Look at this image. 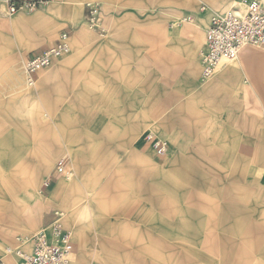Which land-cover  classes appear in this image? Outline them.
I'll return each instance as SVG.
<instances>
[{"label":"rangeland","instance_id":"obj_1","mask_svg":"<svg viewBox=\"0 0 264 264\" xmlns=\"http://www.w3.org/2000/svg\"><path fill=\"white\" fill-rule=\"evenodd\" d=\"M98 1L105 7L104 33L89 30L82 19V48L102 50L98 59L118 70L127 60L126 50L144 43V34L161 38L168 32L204 34L196 23H173L171 19L195 14L202 4L212 8L209 0ZM220 1L227 9L228 2ZM20 14L1 16L13 20ZM9 34L0 25V135L11 132L25 144L24 150L0 154V255L7 246L32 237L51 223L56 211L64 212L61 195L70 181L57 179L58 184L42 197L37 190L42 189L46 178L54 176L59 158L66 156L75 174L92 185L97 183L96 190L101 191L106 205L104 216H93L98 226L94 220L78 221V228L85 234L73 233L74 264H264V116H256V127L251 125L250 116H240L241 145L256 146V166L249 168L248 161L242 159L240 168L209 170L224 176L223 184L217 183L216 177H208L207 169L202 168L205 161L197 154H193L197 157L194 162L172 166L169 155L157 157L142 139L148 128L158 133L161 128L177 135L176 143L185 144L191 151L193 147L200 150L207 145L201 138L206 132L201 128V116H153V98L144 95L128 98L126 116H73L78 104L88 108L106 101L113 103L112 108H119L120 90L64 88L66 76H50L49 68L39 71L37 83L46 86L51 80L52 88L29 102L22 97L36 83L27 88L24 80L15 84L10 77L15 61L25 79L27 55H13L17 53L15 38ZM29 38L35 47L37 37ZM247 48L264 53V45ZM242 53L235 61L224 60L218 72L224 65H237ZM75 80L69 79L67 84L73 85ZM48 92L54 94L52 98ZM136 102L138 110L131 107ZM257 103L264 107V96ZM229 139L225 137L222 146H227ZM45 156L50 161L43 168L41 157ZM169 164L168 176L156 174L154 166ZM27 189L36 195L38 209L23 202ZM64 224L72 231L67 222ZM77 235L83 238V244H78Z\"/></svg>","mask_w":264,"mask_h":264},{"label":"crops","instance_id":"obj_2","mask_svg":"<svg viewBox=\"0 0 264 264\" xmlns=\"http://www.w3.org/2000/svg\"><path fill=\"white\" fill-rule=\"evenodd\" d=\"M225 1L228 2L229 8L231 3L228 0ZM89 2H97L101 6L100 28L93 31L104 33L102 15L105 7L104 3L98 0H52L49 6L38 9L30 16L24 17L20 14L24 12L17 13L20 15L13 20H6L7 18L1 16L8 15L5 8L0 5V25L8 30L11 39L15 38L14 45L17 53L15 52L13 55H27L24 61L25 65L26 61L34 54L55 45L61 32L67 31L70 52L56 59L48 67L50 70L52 69L49 73L50 76L58 74L66 76L64 88L119 89L122 98L119 108H112L113 103L106 101L104 104L103 102L92 103L88 108L78 104L79 107L72 112L73 116H116L118 114L126 116L130 106L128 101L130 96H151L153 98V116H201V122H203L201 128L206 129L201 138L207 145L200 146V150L193 147L192 151L185 144L176 143L177 135L168 133L166 129L158 130L166 139L152 128L143 132L142 139L145 142L148 132H153L157 137L168 142L169 156H167L171 158L172 166L181 167L188 161V163L194 162L197 157H194L193 154H197L199 159L205 161L202 168L207 169L208 177H216V182L222 184L224 176L219 177L218 173L215 175L209 170L240 168L242 159L248 161L249 168L256 166V158L253 156L258 152L256 146L241 145L240 116H250L249 121L254 127H256V116H264V107H258L257 103L258 100L262 102L264 96V53L247 48L242 51L243 53L241 52L242 57L240 60L238 59L237 65H224L223 69L220 72L217 70L213 77L209 79L203 77L202 54L206 45L205 31L212 14L224 11L212 9H225V4L222 1L209 0L212 10L207 4H202L208 7V11L201 12V5L199 12L186 15L195 16L196 19L192 23H185L190 25L196 23L195 26L199 25L204 34L200 32H168L163 34L162 38L157 34H144L142 45L137 44L136 49L128 48L126 50L124 56L127 60L121 64L119 70L110 68L104 64L103 60L98 59L102 56V50L82 48L84 31L80 29L79 24L81 25L82 19L85 20V5ZM81 4L82 6H80ZM182 18L183 15H180L173 17L171 21L182 23ZM59 31L61 32L59 33ZM33 35L37 37L35 47L32 46V41L29 38ZM65 57L67 58L63 59ZM254 57L256 59L263 58V60L257 59L256 61L253 60ZM260 61L263 62L259 63ZM18 68V65L13 61L9 71L10 77L15 84H20L24 80V86L29 88L26 76L23 79ZM38 73L35 76L36 86L25 93L26 97H22L27 98L29 102L41 97L42 94L44 95L45 89L49 91V88H52L51 80L46 81V86H41L40 82L37 83ZM72 78L76 79V83L67 84ZM130 90L133 91L130 92ZM48 94L51 98L54 95L51 92ZM94 94L97 96V93ZM131 105L136 109L139 108L138 102ZM59 109L60 107L57 110ZM60 114L68 116L67 112ZM5 134L0 135V154L5 155L12 149L13 151L24 150L25 143L15 139L11 132ZM186 137L187 135L184 134L185 142ZM225 137H230V139L227 146H222ZM126 145L128 146V144ZM70 153L73 154V152ZM155 155L159 157L156 153ZM41 159L43 168H46L50 161L49 158L45 156ZM170 164L160 168L154 166L156 174L162 177L168 176ZM58 181H54L50 192L58 184ZM68 181L70 182L65 185L61 195V199L65 201L63 212L65 218L63 220L71 226L72 235L75 233L83 237L82 234L85 233L78 228V221L94 220L98 226V219H93V216L98 215V218L104 216L106 205L103 202L101 191L97 192L96 190L97 183L92 185L87 178L75 173ZM41 190L38 189L37 194L42 197ZM31 193L32 189L24 190L23 202L30 207L37 208L38 199ZM80 235L75 237L78 244H83V238H80ZM18 245L17 242L6 248ZM22 248L30 253L32 244L27 243ZM4 255L5 251L3 255H0V258H3ZM6 261L10 264L20 262L13 256H6ZM73 262H75V256H73Z\"/></svg>","mask_w":264,"mask_h":264},{"label":"built area","instance_id":"obj_3","mask_svg":"<svg viewBox=\"0 0 264 264\" xmlns=\"http://www.w3.org/2000/svg\"><path fill=\"white\" fill-rule=\"evenodd\" d=\"M231 3L226 11L212 14L210 23L205 31L206 45L202 54L203 77H213L224 60L235 61L241 51L248 45H264V0H228ZM52 0H0V5L8 16L19 12L31 14L47 6ZM85 25L96 30L100 28L101 6L97 2L85 5ZM208 11L206 5L201 6V12ZM182 22L192 23V16H184ZM70 52L69 33L61 32L55 45L30 57L24 70L28 87L36 83V74L53 62ZM159 157L168 155V144L153 132L145 136ZM74 167L68 157H61L54 168V176L46 178L42 185V193L52 189L57 179L69 180L74 176ZM55 219L42 227L35 235L28 239H19L17 247H8L5 255L0 258V264H10L6 256H13L18 264H74V238L70 229L66 227L62 218L63 213L56 211ZM31 243L32 250L26 252L23 245Z\"/></svg>","mask_w":264,"mask_h":264},{"label":"bare ground","instance_id":"obj_4","mask_svg":"<svg viewBox=\"0 0 264 264\" xmlns=\"http://www.w3.org/2000/svg\"><path fill=\"white\" fill-rule=\"evenodd\" d=\"M230 7H231V6H230ZM19 13H20V12H19ZM245 48H246V47H245ZM245 48H244V49H245ZM244 49H243V50H244ZM243 50H242V51H243ZM242 51H241V52H242ZM26 83H27V77H26ZM27 86H28V85H27ZM29 88H31V87H29ZM33 88H34V87H33ZM165 142H166V141H165ZM166 143L168 144V142H166ZM168 145H169V144H168ZM168 150H169V147H168ZM69 180H70V179H69ZM62 213H63V212H62ZM63 218H64V213H63Z\"/></svg>","mask_w":264,"mask_h":264}]
</instances>
